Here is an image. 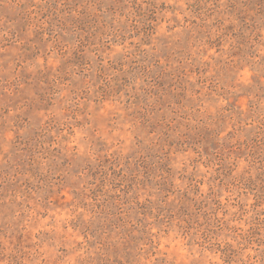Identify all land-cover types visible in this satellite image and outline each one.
I'll use <instances>...</instances> for the list:
<instances>
[{"label":"rangeland","instance_id":"1","mask_svg":"<svg viewBox=\"0 0 264 264\" xmlns=\"http://www.w3.org/2000/svg\"><path fill=\"white\" fill-rule=\"evenodd\" d=\"M0 264H264V0H0Z\"/></svg>","mask_w":264,"mask_h":264}]
</instances>
